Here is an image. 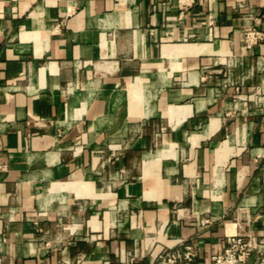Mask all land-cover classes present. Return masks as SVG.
<instances>
[{
  "label": "crops",
  "instance_id": "1",
  "mask_svg": "<svg viewBox=\"0 0 264 264\" xmlns=\"http://www.w3.org/2000/svg\"><path fill=\"white\" fill-rule=\"evenodd\" d=\"M249 29L264 0H0L2 264H211L263 237Z\"/></svg>",
  "mask_w": 264,
  "mask_h": 264
},
{
  "label": "built area",
  "instance_id": "2",
  "mask_svg": "<svg viewBox=\"0 0 264 264\" xmlns=\"http://www.w3.org/2000/svg\"><path fill=\"white\" fill-rule=\"evenodd\" d=\"M261 40H264L263 32L249 29L244 35L242 47L245 50L250 49ZM253 255L256 256L253 264H264V236L259 238L249 233L230 235L226 239V247L212 256L211 264H246ZM195 256L196 248L193 245L168 247L158 252L154 264H183L191 262Z\"/></svg>",
  "mask_w": 264,
  "mask_h": 264
}]
</instances>
